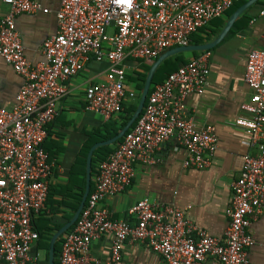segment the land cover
I'll list each match as a JSON object with an SVG mask.
<instances>
[{
  "label": "built area",
  "instance_id": "2783aa9c",
  "mask_svg": "<svg viewBox=\"0 0 264 264\" xmlns=\"http://www.w3.org/2000/svg\"><path fill=\"white\" fill-rule=\"evenodd\" d=\"M0 57L23 78L11 108L0 106V257L5 264H37L31 250L39 237L34 219L45 206L56 168L43 144L47 125L56 117L65 82L82 73L92 59L108 66L103 79L85 86L86 108L109 122L134 99L127 89L122 61L150 62L167 49L189 44L190 35L210 20L224 16L239 0H59L56 32L42 44L45 61L32 66L16 28L20 13H48L37 0H2ZM264 17V3L258 11ZM201 53L154 85L143 110L122 141L97 169L94 185L74 228L65 232L58 264H125V241L143 243L167 264H250L254 245L249 226L264 207V31L262 46L246 55L243 80L249 100L246 114L234 120L243 127L255 153L244 156L239 176L231 182V204L224 237L219 239L186 217L183 209L148 197L135 202L128 218L113 219L103 201L125 191L134 163H151L171 137L185 150L183 166L206 168L217 146L214 126L197 128L185 114V99L204 92L209 76L208 53ZM110 238L100 262L91 245Z\"/></svg>",
  "mask_w": 264,
  "mask_h": 264
},
{
  "label": "crops",
  "instance_id": "0c3cea01",
  "mask_svg": "<svg viewBox=\"0 0 264 264\" xmlns=\"http://www.w3.org/2000/svg\"><path fill=\"white\" fill-rule=\"evenodd\" d=\"M37 1L47 7L49 12L20 13L15 19L24 55L32 66L45 61L42 44L56 32L55 13L59 7V0ZM263 3L264 0H257L243 10L224 38L213 48L206 50L210 70L205 90L200 95L190 94L185 99V114L193 119L197 128L214 126L217 146L210 164L204 169L184 167L182 163L185 150L174 137L169 138L153 154L151 163H134V176L124 192L103 201L111 218H128L133 222L127 213L128 209L141 198L148 197L153 202L168 203L183 209L186 217L198 227L219 239L224 237L229 222L227 210L232 199L231 182L239 176L244 156L256 152L250 145L245 129L235 125L234 120L246 115L240 108L242 102L249 100L251 93L243 80L246 55L251 49L262 46L264 17L259 16L258 11ZM6 12L7 6L0 0V19ZM180 53L184 55V52ZM201 53L206 52L191 51L189 55H184V58L188 61ZM156 58L147 62L127 57L122 61L127 89L134 91V99L136 95L140 96L142 90L136 91L135 88L136 82H140L138 73L144 72L142 66L150 64L151 67ZM107 66L105 61L95 63L90 59L82 73L65 82L66 93L57 102L58 113L47 125L45 147L54 156L56 163L49 186L65 184L72 167L82 168L79 153L83 143L94 130L107 127L109 123L104 122L99 114L86 108L85 97V86L89 81L103 79ZM22 83L23 78L0 57V106L11 108L15 104L16 94ZM53 198L61 199L58 194ZM60 208L63 211L65 209L63 206ZM62 215L64 214L54 215L52 218L66 223L69 219L65 221ZM45 218L47 215L42 212L36 223L45 225ZM249 233L254 239V245L247 250L250 264H264V207L262 213L251 221ZM38 240L31 250L38 254L37 264H48V252L46 257L42 246L38 248ZM109 246L110 238L101 237L92 243L91 254L102 262L107 258ZM43 252L45 257L41 258ZM122 258L125 264H167L158 253L143 243L125 241L122 246ZM0 264H5L1 257Z\"/></svg>",
  "mask_w": 264,
  "mask_h": 264
},
{
  "label": "trees",
  "instance_id": "16d2710c",
  "mask_svg": "<svg viewBox=\"0 0 264 264\" xmlns=\"http://www.w3.org/2000/svg\"><path fill=\"white\" fill-rule=\"evenodd\" d=\"M246 0H239L237 2H234L224 13V16L217 17L212 20L207 25H204L203 27L199 28L196 32L192 33L189 38V44H203L206 42H209L212 40L216 34L220 31L221 27L223 26L224 21L231 15V13L239 7L241 4H243ZM187 61L184 58L183 53L175 54L174 56L168 57L158 66L156 69L153 78L151 87L149 90V93L152 90V86L154 84L162 82L168 74L175 71L179 66L186 63ZM179 63V64H178ZM150 68V64L142 66V69L144 70L143 73H138V76L140 77V82H136L135 88L136 91H140L143 87L144 79L146 77V72ZM139 95L135 96L134 100L131 101H124L122 104L121 111L113 117L107 127L104 128H98L94 130L93 133L87 138V140L83 143L80 153H79V159H80V165L82 168L78 167H72L68 172V178L65 184L63 185H53L49 186L48 190V196L47 201L45 203L44 208L40 212V214L43 212L44 215H47V218H45V225L40 226L36 223L37 217L34 219V227L39 233V242L38 248L42 246L43 250L46 251V257L49 247V242L56 230H58L64 223L55 221L52 217L54 215H58L61 213L64 214L63 219L66 221L70 219L73 215V212L76 210L82 192L84 190V184H85V162H86V156L88 153L89 148L97 141H102L107 138H110L114 136L126 123L130 115L133 113L137 106ZM135 122L132 124L130 128L134 126ZM123 137L116 140L114 143L110 145H104L97 147L92 154V160H91V182L90 185L93 187L94 181L93 178L97 173V169L99 167V164L106 159V157L112 153L120 144ZM45 150L49 153L47 148L45 147V142L43 144ZM54 156L49 153V161H55ZM56 164V163H55ZM55 169L53 170L54 173ZM57 186V187H56ZM77 192V193H75ZM60 195L61 199L56 200L53 198L54 195ZM69 200V201H68ZM64 207V211L60 207ZM74 228V225H72L68 230H72ZM65 234V233H64ZM64 234L55 242V248H54V263L58 264V257L61 251V245L63 242V236Z\"/></svg>",
  "mask_w": 264,
  "mask_h": 264
},
{
  "label": "water",
  "instance_id": "95a60500",
  "mask_svg": "<svg viewBox=\"0 0 264 264\" xmlns=\"http://www.w3.org/2000/svg\"><path fill=\"white\" fill-rule=\"evenodd\" d=\"M257 0H247L244 2L241 6H239L225 21V24L219 34L212 39L209 42L203 43V44H188L185 46H177L173 47L170 49H167L163 53H161L152 63L151 67L149 68V71L147 72L142 90L140 92V96L138 99L137 106L133 113L130 115L128 120L126 121L125 125L112 137L107 138L102 141H97L95 142L88 150L87 156H86V164H85V186H84V191L82 193L79 205L77 209L75 210L73 216L66 222L64 223L58 230L54 232L50 239V244H49V249H48V264H55L54 263V246L56 240L61 237L67 230L74 225L76 222L82 208L84 207L86 198L89 194L90 191V182H91V160H92V154L93 151L99 147V146H104V145H110L114 143L116 140L119 138L123 137L125 132L130 129L132 124L136 121V119L139 117L141 114L148 92L149 88L152 82L153 74L158 67V65L167 57L172 56L174 54L180 53V52H185V51H206L211 48H213L216 44H218L226 35L228 32L229 28L232 26L234 20L238 17V15L245 10L247 7H249L251 4L256 2Z\"/></svg>",
  "mask_w": 264,
  "mask_h": 264
},
{
  "label": "rangeland",
  "instance_id": "374dc122",
  "mask_svg": "<svg viewBox=\"0 0 264 264\" xmlns=\"http://www.w3.org/2000/svg\"><path fill=\"white\" fill-rule=\"evenodd\" d=\"M190 53H191V51H185V52H184V55L186 56V55H189ZM92 62H94V61L92 60ZM95 63H99V62H95ZM40 257H41V258L45 257V253H44V252L41 253Z\"/></svg>",
  "mask_w": 264,
  "mask_h": 264
}]
</instances>
